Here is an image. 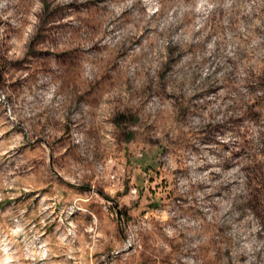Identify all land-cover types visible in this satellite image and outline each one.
<instances>
[{
    "label": "rangeland",
    "instance_id": "obj_1",
    "mask_svg": "<svg viewBox=\"0 0 264 264\" xmlns=\"http://www.w3.org/2000/svg\"><path fill=\"white\" fill-rule=\"evenodd\" d=\"M0 264H264V0H0Z\"/></svg>",
    "mask_w": 264,
    "mask_h": 264
}]
</instances>
